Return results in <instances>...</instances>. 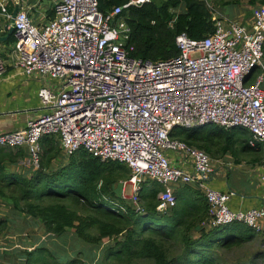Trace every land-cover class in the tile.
I'll list each match as a JSON object with an SVG mask.
<instances>
[{
	"label": "built area",
	"instance_id": "2783aa9c",
	"mask_svg": "<svg viewBox=\"0 0 264 264\" xmlns=\"http://www.w3.org/2000/svg\"><path fill=\"white\" fill-rule=\"evenodd\" d=\"M147 1L130 0L104 14L99 0H54V17L43 24L22 7L14 17L11 56L26 75L53 81L38 91L45 112L22 128L0 132V146L25 147L28 156L20 165L38 168L41 139L56 136L68 156L85 149L127 164L131 172L120 181L122 196L137 211L148 179L165 187L161 213L176 205V185L195 184L208 202L212 228L243 222L261 231L264 209L231 208L234 193L207 182L216 159L171 132L176 126H242L252 146L264 143V4L253 8L250 25L215 9L212 33L196 39L183 32L178 55L152 61L131 54L130 28L117 17ZM8 4L0 0V34L13 18ZM6 71L0 55V76Z\"/></svg>",
	"mask_w": 264,
	"mask_h": 264
},
{
	"label": "trees",
	"instance_id": "16d2710c",
	"mask_svg": "<svg viewBox=\"0 0 264 264\" xmlns=\"http://www.w3.org/2000/svg\"><path fill=\"white\" fill-rule=\"evenodd\" d=\"M128 1L99 0V9L108 14ZM227 1L230 0H219ZM236 1H246L254 7L264 4V0ZM216 7L212 0H149L124 8L117 17L124 19L130 28L127 46H133L131 54L160 61L178 55L179 34L185 32L200 39L212 33ZM13 9L8 8L11 12ZM51 11L55 14L54 8ZM6 41H15L14 35ZM238 129L247 130L242 126L229 129L218 125L176 126L171 135L205 149L213 157L231 153L238 162L264 151V143L252 146L251 134L248 132L249 136L242 139L236 134ZM41 146L39 167L29 166L26 171L10 169L12 165L20 166L27 153L24 147L0 146V201L11 206L16 214L0 217V234L12 229L17 237L7 244V251H0V264H88L98 259L107 238L115 239L116 243L106 248L104 257L118 264H140L137 259L147 260L148 264H221L217 247L231 250L258 234L264 235L243 222L207 229L209 205L195 185H181L176 192V205L161 213L157 206L159 193L165 187L148 179L140 190L142 212L137 211L122 196L120 181L131 172L127 164L101 159L80 149L56 168L54 162L62 152L59 138L46 135ZM19 219L27 227L34 226L33 223L40 225L45 237L38 234L33 237L26 227L15 231L13 223ZM70 231L74 241L68 242ZM221 232L227 237H219ZM61 238L65 242H60ZM54 243L64 248L66 258L62 257L64 252L55 254ZM85 243L90 245L89 249ZM78 244L79 249L75 248ZM178 244L180 249L174 250ZM81 245L87 251L85 258L77 255L82 254ZM73 248L78 252L72 256L69 250ZM261 255L259 252L255 259ZM249 264L257 263L252 260Z\"/></svg>",
	"mask_w": 264,
	"mask_h": 264
},
{
	"label": "crops",
	"instance_id": "0c3cea01",
	"mask_svg": "<svg viewBox=\"0 0 264 264\" xmlns=\"http://www.w3.org/2000/svg\"><path fill=\"white\" fill-rule=\"evenodd\" d=\"M23 1V8L29 12L30 17L36 23H46L54 15L53 11H51L54 8V0ZM215 1L217 4L216 10L223 17L229 20L234 19L244 24H251L254 8L251 4L246 1L240 3L236 0H230L227 3H220L219 0ZM224 6L228 7L227 12L224 11ZM10 7L15 8L14 0H9L7 9ZM6 33L2 32L1 35ZM0 50L2 52L0 55L7 61V71L0 76V132H6L24 127L29 118L37 117L45 112L41 105L38 91L45 81L52 82L53 80L26 75L18 65L14 55L11 56L12 49L6 52L2 49ZM257 71H255V75ZM251 81L253 82L254 80L251 79ZM23 149L27 150L25 147ZM27 156L26 153L24 158ZM253 157L256 158L254 160L250 159ZM220 160L222 161L215 160V171L207 180L209 185L223 191H232L234 194L230 198L229 205L235 210L264 209V151L247 155L239 162L236 161L231 153L225 154ZM179 162L174 163L177 164ZM10 169L17 171L20 166L12 165ZM230 178H234V181L230 182ZM179 187L181 185L174 187L175 194ZM261 225L262 230L258 232L264 233V218L261 219ZM205 227L207 229L212 228L208 222ZM15 236L13 235V237ZM0 248L4 250L5 247ZM101 248H103V245ZM100 254L101 252H98V259L88 262V264H102V259L99 258Z\"/></svg>",
	"mask_w": 264,
	"mask_h": 264
},
{
	"label": "rangeland",
	"instance_id": "374dc122",
	"mask_svg": "<svg viewBox=\"0 0 264 264\" xmlns=\"http://www.w3.org/2000/svg\"><path fill=\"white\" fill-rule=\"evenodd\" d=\"M212 1H214V3L216 4L215 0H212ZM227 9H228V7L224 6V11L225 12H227ZM14 45H15L14 41H2V42H0V49H2L3 51L6 52L9 49H13ZM0 53H2L1 50H0ZM263 61H264V58H263ZM259 73H260V70H258L256 72V75H258ZM236 134H237L238 137H240L242 139L246 138L247 136H249V133H248L247 130L238 129V130H236ZM190 145H193V146L197 147L194 144H190ZM223 156L213 157L211 155L212 159H220ZM67 160H68V155H66L65 152L62 150L59 159H57L54 162V167L59 168L62 164L66 163ZM215 163L216 162L214 161V164ZM26 167H29V166L20 165V170L21 171L22 170L26 171V169H27ZM229 181L233 182L234 178H230ZM193 185H195V184H193ZM129 193H130V189L127 190L126 196H128ZM15 215L16 214H14V211L11 209V206L6 204L4 201L3 202L0 201V217L1 218H5V217L9 218L10 216L12 217V216H15ZM25 224H26V222L23 219L16 220L15 223H13L15 231L17 229H20V230L22 229L21 231H23L24 228L26 227L33 234V237H36L37 234L39 236H41V237H45L44 236L45 233L42 230H40V225L38 226L35 223H33L34 226L31 225L30 227H27ZM20 230H18V231H20ZM25 232H27V231H25ZM19 234L22 235V236L25 235L23 233L22 234L19 233ZM13 235H14V232H13L12 229H10L6 234L5 233H1L0 234V247H5L4 251L8 250L7 244L12 242L11 239L16 238V236L13 237ZM194 235L197 236L198 234L194 232ZM219 237H227V235L224 232H221ZM71 241H74V238H73V235H72V231H70L69 234H68V242H71ZM60 242H65L64 238H61ZM115 243H116L115 239H108L107 238V239H105L103 241V247L104 248L101 249V254H100V257H99V258L102 259L103 264H118V262H114L111 259L107 260L104 257L106 248L108 246H111V247L115 246ZM53 246L57 247L55 243H54ZM85 246L89 249L90 245L85 243ZM75 248L79 249V244L76 245ZM75 248H73V249H75ZM80 248L82 249L81 250L82 254L77 253L78 250L75 249L73 251L69 250L70 255L73 256V255H75L77 253V255L80 256L81 258H85V254L87 253L86 248H84L83 245H81ZM179 249H180V245L179 244L176 245V248L174 247V250H179ZM2 250L3 249L0 248V251H2ZM217 250H219V252H220V254L222 256L221 264H249V262L252 261V260H254L257 264H264V235L263 234H258L257 237L254 238L253 240H251L250 242H246L245 244H243L241 246H236V247H234L231 250H226V249H222V248H219V247H217ZM55 251H56L55 254L58 255V254H61V253L64 252V248L57 247V249ZM259 252H260V254H262L261 257H258V258L255 259V257L257 256V254ZM66 256H68V255L66 254V252H64L62 257L66 258ZM137 261L140 264H148L147 260L137 259Z\"/></svg>",
	"mask_w": 264,
	"mask_h": 264
},
{
	"label": "water",
	"instance_id": "95a60500",
	"mask_svg": "<svg viewBox=\"0 0 264 264\" xmlns=\"http://www.w3.org/2000/svg\"><path fill=\"white\" fill-rule=\"evenodd\" d=\"M15 1V8L13 9V18H11L9 24H10V27L8 28L7 30V33L5 35H1L0 34V41H6L14 32V17L15 15L17 14V12L23 7V3L24 1L23 0H14Z\"/></svg>",
	"mask_w": 264,
	"mask_h": 264
}]
</instances>
